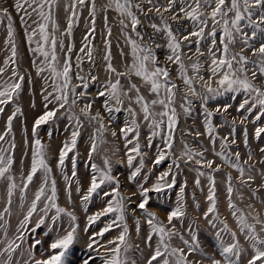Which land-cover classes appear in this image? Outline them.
<instances>
[{
    "label": "snow or ice",
    "instance_id": "obj_1",
    "mask_svg": "<svg viewBox=\"0 0 264 264\" xmlns=\"http://www.w3.org/2000/svg\"><path fill=\"white\" fill-rule=\"evenodd\" d=\"M10 7L25 26L29 45L36 38L37 46L30 50L34 55L38 54L43 58L39 62L35 59L32 61L37 76L47 71L50 77L55 78L48 85L52 91L44 89L46 111L35 121L33 135L35 136L40 125L55 117L61 109L66 108L71 112L73 108L83 105L79 115L72 113L69 117L74 125L71 138L62 144L57 161V166L63 173L68 154L73 153L71 178L64 175L66 191H69V204L71 184L77 176L78 153L74 150L83 120H87L89 124L95 122L97 125L90 137L89 161L104 142L103 134L108 130L101 112L92 113L93 101L81 100L89 95L88 81H97L98 77L89 74L86 80L84 76L77 75L80 85L70 86L72 53L75 48L71 38L74 28L85 18L86 29L81 38L79 55L76 56V67H80L85 57L90 64H94L93 42L97 38V18L102 16L103 61L109 79L103 84V90L97 92V96L106 98L103 107L110 114L120 111V108L114 109L108 101H114L116 105L122 104L124 99L128 101L126 111L131 120L125 121L120 133L124 140L127 166L131 169L127 179L130 183L137 184L140 199H133L137 193L125 196L120 191L119 177L112 174V163L108 157H104L103 167L90 163V182L81 201L87 204L96 197L101 200L103 207L87 217V223L82 229L87 240L83 254L77 256L76 246L81 242L78 217L74 210L61 207L57 203V181L46 161V147L39 138L34 140L30 167L27 171L21 168L19 177L14 173L16 144L12 136V124L21 112L16 107L7 116L4 129L0 131V182L5 187L7 204L3 213L11 214L13 196L17 191L21 193L20 200L25 199L23 194L30 190L29 186L33 185L38 172L41 173V178L23 218L19 221L15 235L9 237L6 226L0 232V236H3L0 264H97V260L100 264H138L134 256H129L130 252H140L143 257L140 264H264V212L258 210V206L264 208V167L257 169V164L264 165V146L257 145L260 154V159L257 160L250 150L249 134L245 128L243 145L249 150L246 153L247 158H243L234 135L236 119L232 120L229 134L219 137L212 124L213 112L205 107L208 99H215L225 93H243L244 98L236 107V111L241 114L240 123H255L264 117V79H260L264 78V0H164L163 3L160 0H104L99 4L98 0H14ZM109 12L115 13V22L119 24L120 35L128 48L127 52L121 48L119 53L123 58V70H119L113 63ZM60 19L66 21L62 31L58 23ZM5 20L6 43L10 46V56L0 66V114L19 96L27 75L21 74L19 70L13 15L9 7L0 5V23ZM145 20L149 22L147 27L151 32L143 28ZM28 21H31V25ZM185 21L187 24L183 23ZM32 25L35 27L32 28ZM28 28H31L30 33ZM57 32L60 33L59 37ZM65 38L69 39L67 45ZM58 49L64 54L62 61L59 59ZM157 49L164 50L163 61L157 55ZM246 52H250L251 57ZM204 64H207V69H204ZM170 65L175 67V79L181 81L183 88L173 79ZM204 70L209 73L207 78L201 74ZM42 79L47 82L49 77ZM197 82L204 89L203 93L198 91ZM77 87L80 91L76 90ZM182 91L184 95L180 97L179 107L185 115H191L192 112L193 101L189 96L203 101L201 106L204 107V125L212 145L211 151L221 163L208 159L205 155L208 149L203 145L193 148L184 143L179 155L168 166L169 171L162 172L156 177L154 184L145 187L148 174L142 177L144 183L136 179L145 168L144 157L148 155L142 151L139 131L141 124L137 117L151 130L147 137V148L153 147V137L160 136L163 141L162 145L157 146L156 158L152 161L155 168L174 155L172 148L173 134L178 123L177 99ZM49 105L53 107L49 109ZM230 107V104L218 106L216 112H227ZM254 112V118L248 120ZM51 135L50 132V138ZM111 135L115 138L116 131H111ZM195 135L199 137L202 133L197 132ZM262 136L264 124L254 129V139L259 141ZM217 139L220 140V151H216ZM6 143L7 148L4 147ZM137 158L138 165L134 167L133 161ZM181 161L185 167L196 173L197 187L201 184L199 178L207 177L208 207L202 218L214 229L215 252L212 254L206 252L200 243L196 220H190L185 225L186 182L179 188L176 207L168 211L166 223L149 207L150 192L160 193L176 186V175L181 170ZM224 166L237 173L235 178L230 173H224L223 180L227 211L234 221V227H230L227 217L221 218L218 208L215 174ZM150 172L151 169L149 174ZM109 185L111 187H107ZM76 190L79 192L80 188L77 187ZM20 207L23 209V203ZM137 212L144 217L148 226L147 234L143 237L147 254L141 250L139 244L133 246L129 243V215L134 220L137 236L141 233ZM34 215L38 219L35 227L30 229L27 226ZM65 217L67 227L60 223ZM102 217L111 219L105 221L99 230L89 232ZM0 221H4L3 214H0ZM4 223L6 225L7 222ZM42 225L48 228V232L44 233L45 237H49V233H55L50 237L47 249L43 250L44 241L41 239H34L27 250L22 249L27 239L26 233H34ZM115 228L120 231L115 237L107 239L106 234ZM37 251L40 252L39 258L36 256ZM14 255H19L21 259L15 260Z\"/></svg>",
    "mask_w": 264,
    "mask_h": 264
},
{
    "label": "rangeland",
    "instance_id": "obj_2",
    "mask_svg": "<svg viewBox=\"0 0 264 264\" xmlns=\"http://www.w3.org/2000/svg\"><path fill=\"white\" fill-rule=\"evenodd\" d=\"M14 0H0V5L9 7L10 12L13 15V27H14V39L17 45V61L19 65V70L21 74L27 73L25 76V82L20 92L19 96L15 98L13 103L9 104L5 107V112L0 114V131L4 129L7 116L11 115V112L19 107L21 112L17 114L16 118L13 120L12 124V136L14 137V141L16 144V148L14 150V160L15 163L13 165L14 173L19 177V170L22 168L24 171L30 167L31 157H32V147L34 145V140L39 138L42 144L46 147V161L49 166L52 168V176L57 181L58 188V201L57 203L61 207H69L70 209L75 211V214L78 217L77 223L80 225V235L81 242L76 246L77 251L76 255L80 256L83 254L82 250L85 247V241L87 240V235H85L82 231L85 224L87 223V217L97 211H99L103 205L100 199L93 197L91 202L87 204L82 203L81 197L87 191L88 184L90 182V169L88 165L90 163H95L96 165L103 167V159L104 157H108L111 160L113 172L112 174L119 177L121 188L120 191L125 195L129 196L132 193H137L133 199L139 200L140 197L138 195L137 184L135 182L130 183L127 179L128 175L131 172V169L127 166V158L125 156V147L124 140L120 133V128L124 126L126 120H131V116L126 111L128 107L127 99H124V102L120 105H116L114 101H108L112 107L120 108V111H113L111 114L104 110L103 102L106 99L105 97H98L97 92L99 90H103V84L107 82L109 79V74L104 69V61H103V39L102 33L104 32V24L102 16H98L97 18V38L93 42L94 43V59L95 63L90 64L87 58H84V62L80 65V67H76L78 63L76 60V56L79 55V48L81 45V38L86 29V19L82 18L79 25L73 30V37L71 38L72 42L75 45L74 51L72 53V70L70 75L72 76L71 85L70 86H78L80 85V81L76 79L77 75L84 76L87 80L89 74L95 75L98 77L97 81H88L87 92L89 95L87 97L81 98L82 101L90 100L93 101L92 113L94 114L97 111H100L102 116L104 117V123L107 125L108 130L104 132L103 138L104 142L101 143L98 147L97 153H95L92 157V160L88 159V151L90 148L91 140L90 137L95 132L97 125L95 122L89 124L87 120H83V127L79 129L80 135L77 138L76 149L74 150L78 155L76 156L77 160V176L73 179L70 188L71 195V204L68 203L69 191H66V184L64 180V175H67L71 178L72 165H71V157L73 153L68 154V158L65 161L64 172L62 173L60 168L57 166V161L59 158V150L62 147V144L67 140L70 141V133L72 127L74 126L72 122H70L69 117L72 113L79 115L80 107L77 106L69 112L66 108L61 109L57 112L56 116L50 119L47 123L40 125L36 129L35 136L33 135V126L35 121L42 116L46 109L44 107V89L47 88V91L51 92L52 88L48 85L53 82L54 77H50V74L46 71L41 74V76H37L35 67L32 66V61L35 59L37 62L42 60L38 54L34 55L31 48H35L36 42L34 41L31 45H29L27 36L25 34L26 28L20 22V17L15 13L14 9L10 6L13 4ZM104 0H98L99 3H103ZM164 0H160V3H163ZM110 20L109 23L112 28V54H113V63L119 70H123V58L120 56L121 48L124 51H128V48L124 45V39L120 35L119 24L116 23L115 13H108ZM143 19V17H141ZM158 22V21H157ZM60 30L62 31L66 26V21L64 19H60L58 21ZM148 21H144L143 28L148 32H151V29L147 27ZM169 23H173L169 21ZM187 24V22H183ZM28 24L31 25V21H28ZM35 25H32L34 28ZM175 27V24H173ZM27 31L30 33L31 28H28ZM247 31V29H246ZM57 37H59L60 33H56ZM159 39V37H157ZM7 21L5 20L3 23H0V66H3V61L10 56V46L7 45ZM163 42V41H161ZM69 43V39L65 38V45ZM195 45H193L194 49ZM239 49V45H237V50ZM58 51L59 59L62 61L64 59V54ZM157 55L160 60H164V50L157 49ZM246 55L251 57L250 52H246ZM203 60V58H202ZM187 62V61H186ZM172 68V76L177 84L183 88V85L180 80L175 79L176 71L175 67L170 65ZM204 69H207V64H204ZM206 78L209 73L204 70L201 73ZM42 77H49L47 82ZM264 79V78H260ZM257 83H260V80H257ZM215 83H213V87H215ZM196 87L198 91L201 93L204 92V89L201 87L200 83L197 82ZM77 91H80V88L77 87ZM184 95L183 91L180 93V96L177 99V113H178V123L175 128V132L173 134V148L172 152L173 156H169L166 158L160 165L153 168L152 161L156 158L157 146L162 145L163 141L160 136L153 137V147L151 149L147 148V137L151 134V130L145 126L144 122L138 116V122H140V142L142 146V151L148 153L145 159V168L142 170L141 175L136 179L140 183H144L142 177L145 174H148L147 182L144 184L145 187H150L152 184L156 182V177L159 176L162 172L169 171L168 166L173 163L175 156H178L184 143L191 145L193 148H200L203 145L204 148H207L208 151L205 153L208 159H215L217 163H221L218 157H215L211 151L212 145L209 143V138L207 136L205 125H204V107H202L203 101L198 97L189 96V99L193 101L192 112L191 115H185L183 110L179 107L181 103L180 97ZM243 93H225L221 96H217L215 99H208L205 107L208 110L213 112L212 116V124L215 126L216 133H218L219 137H223L229 134L230 129L232 127V120L236 119L235 124V138L237 140V145L239 146V150L242 153L243 158L246 157V153L249 149H246L243 145V131L246 128L249 134V146L250 150L254 153L256 159H260V154L258 151L259 146H264V136H262L261 140L257 141L254 139V129L256 126L264 124V117H262L261 121H256L255 123H249L245 121V123H240L241 114L236 111L237 105L243 100ZM224 104H230L231 107L227 112H216V108L218 106H222ZM49 109L53 107V105L48 106ZM135 107V106H134ZM138 111V108H137ZM247 115V114H245ZM255 112L252 116L248 117V120H252L254 118ZM226 122V123H225ZM111 131H116L117 136L114 138L111 135ZM51 132V138L49 137V133ZM199 132L202 133L199 137L195 134ZM5 148L8 147L6 143L4 145ZM131 147V145H129ZM216 151H220V140L216 141ZM236 146L234 145L233 148ZM138 160L133 161V166L138 165ZM181 170L176 175V186L172 189H165L160 193L150 192V202L149 207L152 211L156 212V215L165 223L167 222V213L176 207L177 198L179 196V188L185 184H187L184 193V204L187 211V217L185 218V225L190 220H196V224L198 225V236L200 243L204 247V250L209 254L215 252L214 248V229H212L206 221L203 220V213L207 210L208 202L206 200L208 194V180L206 176L200 177L201 184L199 187L196 186V173L191 171L189 167H185L183 162L181 161ZM264 167V165L257 164V169ZM151 172L149 174V170ZM206 170V169H205ZM224 173H230L234 178L237 173L224 166L220 172L216 173V183H217V196H218V208L221 215V218H228V223L230 227H234V221H232L228 211H227V200H226V192L225 185L223 183ZM258 175V173H257ZM41 178V173L38 172L37 176L34 178L33 185H30V190L27 193H24L25 199L23 201L20 200L21 193L17 191L13 196V204L11 207V214L3 213V208L7 206L6 204V191L3 182H0V214L4 215V221H6V225L4 221H0V232L3 231V227L6 226L8 228L9 237H13L15 235V230L19 225V221L23 218L27 207L29 206L31 199L33 197V191L35 187L39 186ZM170 179V178H169ZM78 181V183H77ZM19 182V179H18ZM259 183V180H257ZM77 187L80 188V191L77 192ZM111 187V185L107 186ZM247 202V197L245 198ZM21 203H23V209L20 207ZM197 204L199 207L197 208ZM134 207V205H133ZM258 210L264 212V208H259ZM54 211V210H53ZM51 215V213H49ZM137 218L140 219L141 222V233L140 236H137L135 231V223L131 215L128 216L127 224L129 228V243L133 246L136 244L140 245L141 250L147 254L148 249L143 243V237L147 234V224L144 220V217L137 212ZM38 219L36 215L33 216L32 221L27 226L28 228H34L35 222ZM111 217H102L100 221H98L95 225H93L89 232L99 230L104 226V222L110 220ZM48 221L46 220V224ZM60 223L67 227V218H63ZM177 226L180 227L179 223ZM120 231L119 228H115L113 231L106 234L107 239H111L117 235ZM48 232V228L46 226H41L39 229H36L34 233L29 232L26 233V242L22 245V249L27 250L29 245L32 243L34 239H41L44 241L43 250L47 249L48 243H50V237H53L55 233H49V237H45L44 233ZM187 235V233H185ZM155 239V238H154ZM3 246V236H0V247ZM39 247V246H38ZM103 252V250H101ZM95 255V253H93ZM37 258L40 256V252H36ZM129 256H134L137 259L138 264L143 260L140 252H130ZM15 260H20L21 257L19 255H14ZM97 264H100V261L97 260Z\"/></svg>",
    "mask_w": 264,
    "mask_h": 264
}]
</instances>
